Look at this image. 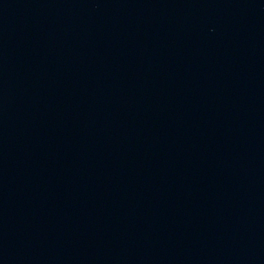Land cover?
<instances>
[{
  "label": "water",
  "instance_id": "1",
  "mask_svg": "<svg viewBox=\"0 0 264 264\" xmlns=\"http://www.w3.org/2000/svg\"><path fill=\"white\" fill-rule=\"evenodd\" d=\"M0 264H264V0H0Z\"/></svg>",
  "mask_w": 264,
  "mask_h": 264
}]
</instances>
